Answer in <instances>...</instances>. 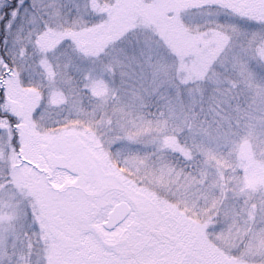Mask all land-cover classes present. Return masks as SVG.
<instances>
[{"label": "snow or ice", "instance_id": "1", "mask_svg": "<svg viewBox=\"0 0 264 264\" xmlns=\"http://www.w3.org/2000/svg\"><path fill=\"white\" fill-rule=\"evenodd\" d=\"M159 5L0 0V264H264V0Z\"/></svg>", "mask_w": 264, "mask_h": 264}, {"label": "rangeland", "instance_id": "2", "mask_svg": "<svg viewBox=\"0 0 264 264\" xmlns=\"http://www.w3.org/2000/svg\"><path fill=\"white\" fill-rule=\"evenodd\" d=\"M169 2V0H160V5L156 8H153L148 11L147 15L156 18V19H161L165 13V5ZM131 14V10H122L121 16L127 17Z\"/></svg>", "mask_w": 264, "mask_h": 264}]
</instances>
